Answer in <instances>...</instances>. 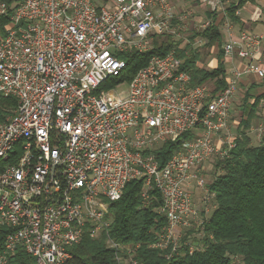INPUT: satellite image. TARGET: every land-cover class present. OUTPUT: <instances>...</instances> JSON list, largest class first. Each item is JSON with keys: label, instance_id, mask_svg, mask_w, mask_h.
I'll return each mask as SVG.
<instances>
[{"label": "built area", "instance_id": "1", "mask_svg": "<svg viewBox=\"0 0 264 264\" xmlns=\"http://www.w3.org/2000/svg\"><path fill=\"white\" fill-rule=\"evenodd\" d=\"M177 1L16 4L0 34V98L16 100L0 120V264L18 262V252L28 256L23 264H66L71 246L110 225L109 204L133 179L144 180L145 203L150 189L161 195L166 225L151 247L169 258L190 228L202 235L216 206L207 172L216 175L213 158H227L236 146L229 119L241 72L230 68L217 90L192 82L177 48L202 44L190 36L214 19ZM233 1L191 0L212 15ZM7 9L0 3V15ZM223 20L224 56L247 60L245 72L263 79L264 61L254 57L264 36L248 29L233 36L231 20ZM165 35L174 47L152 54L113 100V89L126 82H111L126 69L119 55L151 51ZM184 133L191 137L160 166L154 149ZM107 244L122 252L116 264H139L138 244Z\"/></svg>", "mask_w": 264, "mask_h": 264}, {"label": "trees", "instance_id": "2", "mask_svg": "<svg viewBox=\"0 0 264 264\" xmlns=\"http://www.w3.org/2000/svg\"><path fill=\"white\" fill-rule=\"evenodd\" d=\"M19 1L0 0L8 8L6 14L0 15V34L4 33ZM244 1L240 0V4ZM236 8L229 11L234 23L241 21L234 13ZM196 36L204 38L207 46L216 44L219 47L217 57L222 59L223 34L217 25L194 32L190 38ZM170 39L166 43L156 41L154 49L145 53L130 51L119 55L125 60L126 69L121 77L111 82L129 81L152 54H165L174 46ZM176 55L183 60L182 68L189 72L194 84L213 78L217 89L225 86L221 60L211 70L199 67L196 62L201 58L200 52L188 44L182 49L177 48ZM241 103L244 114L237 126L236 146L227 158L217 159L214 164L216 175L209 184L215 192L216 206L204 224L202 235L198 236L193 229L192 236L182 237L195 245L192 252L183 241L177 253L169 258L163 251L151 247L166 225L164 215L158 211L162 204L161 195L157 189H150V199L145 203L140 195L144 180L133 179L126 183L121 197L109 204L110 225L97 238L85 234L79 243L71 246V258L66 264H116L117 256L123 255L121 250L109 247L108 240L121 245L138 244L134 256L139 264H264V131L256 145L251 143L248 134L253 121L260 116L261 106L264 108V92L255 95L251 88L247 89ZM15 104L13 97L0 98V120ZM189 137L191 133H184L174 142L157 146L153 152L159 165L163 166L182 140ZM5 233L6 229L0 226V244ZM17 260L15 264H23L24 254L18 252Z\"/></svg>", "mask_w": 264, "mask_h": 264}, {"label": "crops", "instance_id": "3", "mask_svg": "<svg viewBox=\"0 0 264 264\" xmlns=\"http://www.w3.org/2000/svg\"><path fill=\"white\" fill-rule=\"evenodd\" d=\"M255 1L257 0H245L243 3L240 4V0H234L233 2L228 3L224 9L222 10L221 13H216V14H211L209 11H207L206 9H204L203 7L198 5L197 8V12L199 11L200 13H196L197 14H202L204 16H213L214 19V25H217L221 31V33L223 34V42L226 40L228 32L225 30L224 27L221 28V22L223 21V17L230 19L229 16V11L232 8H235V15H237L240 18V22L238 23H234V27L231 29V34L233 36L237 35L238 32L240 30H242V27L246 26L249 29L253 30L254 32H256L257 34L263 35L264 36V21H263V16H264V0H258L261 5H255ZM252 5V11L249 12V10H247V6L248 5ZM192 5H196V3H192ZM197 6V5H196ZM263 13V14H262ZM262 15V16H261ZM191 39V38H190ZM193 40V39H191ZM203 40V46L207 47V52L210 53L209 55V59H207V61H205V63H202V57L203 54L200 52L199 46L194 45L192 46L190 44V46L194 49L200 52V59L197 60L196 65L199 67H202L204 69H214L218 62L221 60L223 65H224V79L226 77L227 72L230 70V68H235L237 70H239L241 72V77H240V85L242 87H245V90L247 89H252V91H254V94H260L262 92H264V78L260 79L258 78L254 73H249V72H245V64L247 63V60L244 59H239V58H227L224 56L223 54V50H222V59H219L217 57V53L219 51V47L215 44L212 46H207L206 45V40L204 38H202ZM222 42V44H223ZM189 45V44H188ZM186 45H184L182 48H184ZM222 47V45H221ZM180 48V49H182ZM254 59H259L261 61H264V38L262 39L261 42V47L259 52L255 55ZM209 88L213 89V90H217L216 87V82L215 79L210 78L207 79L205 81H203ZM201 82V83H203ZM226 82V81H225ZM243 98H241L242 101ZM234 102V101H233ZM231 103V108H232V104ZM262 105V103H261ZM262 108V106H261ZM264 112V108L260 109ZM244 112L242 110V114L238 119L237 123H234L230 126V133L233 137H237L239 135V132L237 130V126L239 125V121L240 118L243 116Z\"/></svg>", "mask_w": 264, "mask_h": 264}, {"label": "rangeland", "instance_id": "4", "mask_svg": "<svg viewBox=\"0 0 264 264\" xmlns=\"http://www.w3.org/2000/svg\"><path fill=\"white\" fill-rule=\"evenodd\" d=\"M256 3H255V5L257 4V5H261V3L257 0V1H255ZM182 3H185L186 5H187V7L189 8V9H192V11H195V12H197V8H198V5L196 6H194V5H192V3L193 2H191V0H178L177 2H176V4H177V6H179V5H181ZM194 4V3H193ZM247 10H249V12H251L252 11V5H248L247 6ZM179 12H181L180 10H178ZM197 13H200L199 11L197 12ZM263 13H264V11H263ZM262 13V14H263ZM199 14H197V16H198ZM262 16V15H261ZM263 21H264V16H263ZM232 24V28L234 27V23L232 22V21H230ZM224 24H225V22H224V20L221 22V28L222 27H224ZM197 27V26H196ZM194 28L195 29V31H197L198 30V28ZM231 28V29H232ZM243 29H248V30H250V31H253V30H251V29H249L248 27H246V26H244V27H242V30ZM194 31V32H195ZM191 32V31H190ZM254 32V31H253ZM256 33V32H255ZM168 35H165L164 37H163V40L160 42V43H162V42H164V43H166V42H169V39H170V37L168 38L167 37ZM196 37H200V36H196ZM171 40V39H170ZM224 43V42H223ZM181 44V46H184V42H182V43H180ZM197 46H199V49H200V52L203 54V57H202V63H205V61H207V59H209V55H210V53H208L207 52V47H205V46H203V44H196ZM172 47H174V46H172ZM128 81H126L125 83H120V85L118 86V87H116V88H114L113 89V91H112V93H111V96H112V98H113V100H117L118 99V96L119 95H121V94H123V93H125L126 92V90H127V86H126V83H127ZM244 92H245V87H242L240 84H239V86H238V91H237V94H236V98H235V100H234V102H233V104H232V108H231V113H230V119H229V124H230V126L232 125V124H234V123H237L238 122V119H239V117L241 116V114H242V103H241V98H243V95H244ZM260 109H262V108H260ZM260 112V116H258V118H256L254 121H253V124H252V126H251V128H250V130L248 131V134H249V136L251 137V143L253 144V145H256V144H258V142H259V140H260V137H261V135H262V133H263V131H264V112L262 111V110H260L259 111ZM234 122V123H233ZM217 161V157H214L213 158V160H212V162H211V164H213V167H214V164H215V162ZM207 176H208V178H210V179H212L213 177H214V172H213V169L212 170H209L208 172H207ZM196 204H197V206H199V205H201V202H200V199L198 198L196 201ZM191 230H188V231H186L185 233L186 234H182V237L184 236V235H190V236H192L193 235V229L192 228H190ZM188 239V238H187ZM183 242L185 241L186 242V239L185 240H182ZM184 242V243H185Z\"/></svg>", "mask_w": 264, "mask_h": 264}]
</instances>
